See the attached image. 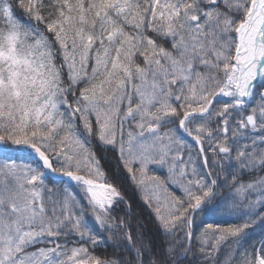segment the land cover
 I'll use <instances>...</instances> for the list:
<instances>
[{
	"label": "snow or ice",
	"instance_id": "obj_1",
	"mask_svg": "<svg viewBox=\"0 0 264 264\" xmlns=\"http://www.w3.org/2000/svg\"><path fill=\"white\" fill-rule=\"evenodd\" d=\"M0 264H264V0H0Z\"/></svg>",
	"mask_w": 264,
	"mask_h": 264
},
{
	"label": "trees",
	"instance_id": "obj_2",
	"mask_svg": "<svg viewBox=\"0 0 264 264\" xmlns=\"http://www.w3.org/2000/svg\"><path fill=\"white\" fill-rule=\"evenodd\" d=\"M128 195H129L130 197H133V198L135 199V195H134V193H133L131 190H129ZM138 204H139V201L136 200V203H134V209H136L137 211L142 210V214H143L145 217H147V215H148L147 210H146V209H143V206H142V205H140L139 208H137V205H138ZM153 235L155 236V233H153ZM107 251H108V253L110 254V253H111V248L107 249Z\"/></svg>",
	"mask_w": 264,
	"mask_h": 264
}]
</instances>
